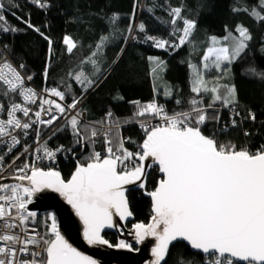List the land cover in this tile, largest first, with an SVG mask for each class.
<instances>
[{"label": "snow or ice", "instance_id": "obj_1", "mask_svg": "<svg viewBox=\"0 0 264 264\" xmlns=\"http://www.w3.org/2000/svg\"><path fill=\"white\" fill-rule=\"evenodd\" d=\"M30 2L41 8L50 6L46 0ZM6 8H18V5L15 0H8L7 5L0 0V34L20 31L7 22L3 14ZM182 11L183 5L172 7L169 13L171 24L176 25L178 20L183 24L182 29H175L180 33L178 42L171 43L147 34L145 42L152 41L155 47L162 49H176L189 43L197 23L182 16ZM233 11H244L257 21H264V0H257L251 8H233ZM11 14L28 28L40 33L30 20H24L15 12ZM116 20L118 16L113 15L110 23L114 25ZM138 31L146 32L143 23L138 25ZM235 32L239 34L238 38L231 32L222 39L214 35L210 37V46L206 47L202 56V68L189 64L193 69L191 92L196 97L189 99L187 109L168 114L154 100L144 105H140L139 101L134 102L137 105L135 116H155L162 121L152 126L147 121H138L144 132L138 151L132 152L124 147L125 138L119 135L120 121L114 119L111 111L106 113L103 120L92 124H82L79 119L82 113L77 111L69 120L76 143L81 147L93 145V148L86 162H77L70 179L65 180L57 170H44L35 164L25 163L15 170L13 177L20 183L0 184V264H98L96 259L83 254L65 239L54 213H49L44 221L47 228L45 234L42 235L35 228L29 229L28 225L35 223L37 213L29 211L28 205L35 194L46 189L58 193L71 206L82 222L83 239L88 245L132 251L130 243L121 239L112 244L103 233L105 229L119 228L114 217L123 221L132 215L125 185L139 181L137 186L144 188L146 170L153 165L162 178L154 190L147 192L152 204L151 222L133 225L137 244L147 237L154 239L151 264H167L166 257L174 241L187 242L191 249L202 253L204 264H264V144L255 150H249L246 146L238 148L230 141L220 143L216 132L205 135L202 131V126L208 121L219 123L221 117L218 111L211 116L208 114V109H213L217 103L225 108H233L230 126L238 127L236 118L241 117V113L235 110L238 104L235 86L210 85L204 75V72L212 70L226 72V65L234 63L245 52L247 42L252 39L249 29L237 25ZM40 35L44 36L43 33ZM44 39L48 40L51 59L53 42L47 36ZM108 40V36L102 35L96 51L81 64H91L99 73L98 53ZM63 44L69 54L77 48V43L67 35L63 37ZM4 48L7 49L8 45L5 44ZM261 52L264 53V46ZM149 60L156 64L153 68L155 73L163 62L154 57H149ZM24 67L23 63L19 65L20 69ZM246 71L264 81V70L250 66ZM44 74L47 78V67ZM220 78L217 76L214 79L218 81ZM26 79L30 81L32 76ZM74 79L86 88L95 84L83 70L77 72ZM221 87L225 89L224 94H221ZM42 91L46 96L42 97L27 87L21 72L7 60L0 59V112L6 113V119L0 118V145L6 146V151L0 153V168L4 167L5 156L21 144L16 130L27 136L34 125L50 126L68 109H76L80 102L74 98L70 104L64 105L48 99L47 96H51L65 100V92L56 87ZM165 94L171 95L170 92ZM202 94H209L210 102L207 105L203 104ZM13 95L22 97L28 104H37L39 99L38 110L33 113L34 119L30 116L32 109L13 100ZM4 98H7L6 102ZM176 103L180 104L181 101L176 100ZM17 113H22L28 119L22 120ZM45 115L48 119L43 118ZM248 119L256 120L251 109L240 122ZM228 127L225 124L219 131L225 132ZM243 134L246 137L250 135L247 130ZM101 135L105 145L104 156L94 148L95 138ZM39 136L40 130L37 128L36 142L39 146L34 151L42 153L38 158L54 160L63 146L52 149L46 142L40 143ZM24 151L27 152L28 148L25 147ZM15 159H19V156ZM22 256L31 258L23 259ZM183 264L196 262L187 260Z\"/></svg>", "mask_w": 264, "mask_h": 264}, {"label": "trees", "instance_id": "obj_2", "mask_svg": "<svg viewBox=\"0 0 264 264\" xmlns=\"http://www.w3.org/2000/svg\"><path fill=\"white\" fill-rule=\"evenodd\" d=\"M8 0H4L7 5ZM50 5L41 8L30 0H15L18 8H6L4 15L7 22L20 29L18 32L0 34V47L17 63H23L27 74H32L34 82L40 86L56 87L64 91L66 102H71L81 95L84 102L81 109L87 115L86 122L92 124L105 118L108 111L113 113L115 120L120 121L119 135L125 138V148L138 149L144 138V132L138 121H149L154 116L137 117L136 101L140 105L153 100L162 105L168 114L187 109L189 99L196 97L191 92L192 68L189 64L201 66L202 56L206 47L210 46V37L222 39L229 32L238 38L235 32L237 25L249 29L252 39L241 57L231 65H226L227 71L217 73L208 71L206 79L209 84L237 85L238 104L235 110L241 113L237 117L238 127L231 128L230 115H234L233 108L222 107L217 103L213 109H208L211 116L216 111L220 114V121H208L202 126L205 135L216 132L220 143L229 141L237 147H248L255 150L264 144V81L248 74L250 66L257 70H264V21H257L244 11H233V8H251L257 0H46ZM183 5L182 16L196 21L190 42L183 47L173 49L157 48L152 41L145 42V35L155 36L171 43L178 42L182 29V21L171 24L169 15L172 7ZM39 28L40 33L52 40V53L49 59L48 40L40 33L28 28L11 13ZM113 15L118 16L115 24L110 23ZM143 23L146 32H139L138 25ZM131 26V30H130ZM67 35L77 43L73 53L66 51L63 37ZM108 36L109 40L98 53L101 71L96 73L91 64H81L96 51V45L101 36ZM8 48L5 49L4 45ZM121 49L123 51L121 52ZM149 57L162 61V65L153 73L156 67ZM47 67V78L45 68ZM202 68V66H201ZM85 71L89 79L95 81L91 88L79 84L74 76L79 71ZM72 73L70 76L69 73ZM220 76L217 81L214 78ZM225 91L221 87L220 91ZM170 92L171 95L165 93ZM224 94V93H223ZM203 104L207 105L209 94H202ZM176 100L181 103L177 104ZM251 109L256 120L240 121ZM131 121V122H130ZM110 123V122H109ZM228 124V130H219ZM107 126V124L105 125ZM99 127V125H97ZM247 130L250 135L244 136ZM116 129H113V135ZM56 138L68 146L73 145L76 137L73 135L69 122L62 128ZM105 146L103 137L94 144L95 150ZM93 145L78 148L75 155L67 162H61L58 171L66 180L76 167L77 162H86ZM159 178L157 168L150 169L144 189H133L127 192L129 209L134 222L146 223L151 215V204L144 192L152 191ZM130 223L127 224L129 226ZM111 243H116V236L112 233L103 234ZM193 260L196 264H204L203 255L193 253L187 245L176 242L170 246L166 257L167 264H183Z\"/></svg>", "mask_w": 264, "mask_h": 264}, {"label": "built area", "instance_id": "obj_3", "mask_svg": "<svg viewBox=\"0 0 264 264\" xmlns=\"http://www.w3.org/2000/svg\"><path fill=\"white\" fill-rule=\"evenodd\" d=\"M0 52L3 53V56L0 57V59L7 60L10 62L14 67L17 68L18 71L21 72L22 76L25 77V83L27 87H31L34 89L37 93L40 94V96L44 97L46 94L42 91L44 88H52L51 86H45V87H40L34 82V78L32 74H27L25 72V69H20L19 68V63L15 62L4 50L3 48L0 47ZM31 75L32 79L28 81L26 79L27 76ZM48 99H53L56 100L59 103H62L64 105L70 104L71 102H66L60 101L59 98L57 97H51L47 96ZM12 99L15 100L16 102H20L22 104H26V106L30 107L32 109V112L30 113V116L34 119L33 113L38 110V105H39V99L37 100V104H28L27 102L23 101L22 97L17 98L15 95L12 96ZM75 99H78L80 102L77 104L76 109H68L63 116L60 117L57 121H55L52 125L50 126H45V125H34L32 129L28 130V135L25 136L20 130H16V134H18V139L21 140V144L17 145L11 153H8L7 156H5L4 159V167L0 168V180L4 178H13L15 174V170L17 168L23 167L25 163L28 164H35L36 166L48 170L49 168L57 170L59 168L60 163L67 162L69 159L75 155V151L78 148H81L80 144L76 143V139L73 145L68 146L66 143L60 142L56 136L60 131L62 130L63 127L69 122L70 117L72 115H75L77 111L82 113V116L79 117L81 122H86L87 120V115L85 111L81 109L82 104L84 102V99H82L81 95H78ZM5 102L7 101V98H4ZM45 107H47L45 105ZM18 117L21 118L22 120H27L28 118L23 117L22 113H17ZM0 118L6 119V113L0 112ZM44 119H48V116L45 115L43 117ZM149 126L152 125H157L159 123H162V121L159 119V117H155L153 119H150L147 121ZM105 128L107 126H104ZM39 128L40 130V136H39V142L44 143L46 142L48 146L52 149H55L56 147L62 145L63 150L61 152H58L56 154V158L54 160H49L47 158H38V156H42V153H35V149L39 146L36 137V129ZM102 137L98 136L95 138V143L98 142V139ZM25 147L28 148V151L25 152L24 149ZM71 149V151H69ZM129 151L136 152L139 149H131L127 148ZM6 151V146L5 145H0V153ZM96 151H99L102 156L106 155L105 152V146H101V148L97 149ZM17 156H19V159H15ZM30 205V204H29ZM28 205L29 211H34L37 213V216L35 218V223H29L28 227L29 229L35 228L37 231H39L42 235L47 232V228L44 224V221L46 220L47 216L49 213H53L52 211H38L35 209H30ZM19 247V246H17ZM33 250L35 248L33 247ZM21 258L23 259H30V256H22Z\"/></svg>", "mask_w": 264, "mask_h": 264}, {"label": "water", "instance_id": "obj_4", "mask_svg": "<svg viewBox=\"0 0 264 264\" xmlns=\"http://www.w3.org/2000/svg\"><path fill=\"white\" fill-rule=\"evenodd\" d=\"M153 167L155 166L153 165L152 167L147 168L146 177L143 178L144 183L146 182V178L150 169ZM158 175L159 178L157 180L156 186L158 184V181L162 178V174L159 171H158ZM70 177L71 175L69 176L68 179H70ZM16 183H20V181H17L14 178H4L0 180V184L13 185ZM23 183L27 184V181H24ZM138 183L139 181L137 182V184L125 185L126 197L128 191L133 189H141L137 186ZM143 194L145 197L149 198L151 204V198L147 195V192H144ZM29 208L38 211H52L56 215L59 229L61 231V234L65 237V239L68 240L70 244L76 247L77 250L81 251L83 254L91 256L92 258L96 259L98 261V264H151V261L153 260L151 249L154 246V239L152 237H147L142 243L137 244L135 242V237H134L135 230L133 228V225L136 223H144V222H134L133 215H131L130 217H128L126 220L123 221H121L119 217H114V220L119 225V228L105 229L104 231V233L114 234L116 236V243L118 242V240L121 239L130 243L132 245L133 250L129 251L128 249H119L115 247L109 248L107 246L88 245L87 242L83 239L82 222L75 215L74 210L71 208L70 205L67 204V202L63 199V197H61L58 193L51 191L50 189H46L43 190L42 192L35 194L32 199V203L29 205ZM150 210H151V215L145 224L151 222V216L153 214L152 204ZM128 223H130L129 226H127ZM176 242H182L185 245H187V242L184 241H174L172 245L175 244ZM188 247L191 250V252L198 253L196 252V250L191 249L190 246ZM198 254L203 255L202 253H198Z\"/></svg>", "mask_w": 264, "mask_h": 264}, {"label": "rangeland", "instance_id": "obj_5", "mask_svg": "<svg viewBox=\"0 0 264 264\" xmlns=\"http://www.w3.org/2000/svg\"><path fill=\"white\" fill-rule=\"evenodd\" d=\"M201 66H202V64H201ZM192 71H193V69H192ZM207 72H208V71H207ZM207 72H204L205 78H206V74H207ZM192 78H193V74H192ZM234 86H235V88H236V95H237V93H238V91H237V85L234 84ZM224 92H225V91L222 90L221 94H223Z\"/></svg>", "mask_w": 264, "mask_h": 264}]
</instances>
